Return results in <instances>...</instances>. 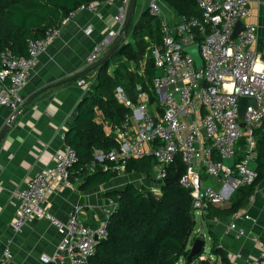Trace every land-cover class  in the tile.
<instances>
[{
	"label": "built area",
	"instance_id": "2783aa9c",
	"mask_svg": "<svg viewBox=\"0 0 264 264\" xmlns=\"http://www.w3.org/2000/svg\"><path fill=\"white\" fill-rule=\"evenodd\" d=\"M197 2L202 11L200 17L183 15L179 22L173 23L163 14L157 0L150 1L148 9L160 18L162 36V44L154 48L160 74L155 77L153 87L160 102L152 105L150 94L141 84L137 85L136 101L128 96L123 86H118L116 98L129 110L115 130L118 146L107 152L97 150L96 160L113 161L114 168L124 170L131 157L154 158L155 179L159 182L151 189L161 193V182L168 178L170 166L180 155L185 168L178 181L191 190L195 213L204 219L210 205L223 204L237 188L252 184L258 175L249 163L258 155L256 130L264 131V67H259L258 53L253 49L258 26L245 21L252 12L251 0ZM129 4L130 0H120L115 16L119 28L111 30L109 38L93 47L86 58L88 66L101 57L122 29ZM83 9H92L102 16L99 3H85L70 12L63 23ZM240 20L245 22V27L234 36ZM60 34L61 25L51 27L41 38L27 39V55L15 54L11 49L1 53L0 105L9 107L13 114L23 108L27 102L23 90L38 57ZM194 45L199 46L201 66L186 51ZM85 83L86 79H79V84ZM243 96H253L258 103L257 107L247 106L244 125L238 112ZM242 137L246 139L244 158L226 163V159L236 156ZM78 159L75 148L66 142L64 149L56 153L53 164L41 167L24 187L16 190L18 206L12 222L14 231H23L30 219L37 217L48 219L60 234L57 250L53 254L43 253V263H56L64 252L71 264H86L96 253L99 243L109 235L108 222L118 208L117 201L105 209V219L97 226L83 222L79 209L70 212L64 221L47 207L52 189L56 185L70 184L71 168ZM106 164L107 169L109 164ZM204 175L219 183L206 184ZM75 179L80 181L79 177ZM251 218L241 209L234 211L227 232L242 237L246 230L238 221ZM213 220L218 221V218ZM253 240L259 245L260 256L247 258L242 264H264V238L253 237ZM12 243L13 238L8 237L0 264H23L14 261Z\"/></svg>",
	"mask_w": 264,
	"mask_h": 264
},
{
	"label": "trees",
	"instance_id": "16d2710c",
	"mask_svg": "<svg viewBox=\"0 0 264 264\" xmlns=\"http://www.w3.org/2000/svg\"><path fill=\"white\" fill-rule=\"evenodd\" d=\"M107 0H0V69L1 53L11 49L15 54L27 55V39L45 36L54 26L62 25L70 12L85 3H101ZM186 17L201 16L202 11L197 0H169ZM162 44L160 18L149 9L131 22L127 37L114 54L104 64L94 70L98 79L95 90L84 97L73 126L65 133V140L78 153V161L71 168V179L82 178L86 185L108 182L121 172L146 173L153 177L151 168L154 158L131 157L124 170L114 168L113 161L96 160V150L105 152L118 146L115 133H107L98 119L101 111L113 122L114 130L122 123L128 108L116 98L115 90L123 86L128 96L136 101L137 85L141 84L151 97V104L160 102L153 81L160 74L156 66L154 48ZM113 67V68H112ZM93 73V72H91ZM81 78L87 79L91 74ZM80 78V79H81ZM258 141L256 158L257 177L252 184L237 188L231 195L229 208L210 205L206 218L231 215L245 206L250 195L264 177V131L256 130ZM245 137L237 145L244 148ZM237 151L239 161L244 155ZM96 160V164L93 161ZM109 164L106 169L105 166ZM185 165L178 155L169 168L168 178L176 173L180 175ZM113 201L118 202L117 210L108 222L109 235L103 239L96 253L86 264H177L181 259L186 264H230L226 251L219 245L218 236L211 231V257L201 258L203 250L188 261L190 245L200 234L191 235L197 227L194 199L191 190L177 183L161 182V193H155L146 184L127 183L122 189L109 192ZM206 244V241H205ZM55 264V263H45Z\"/></svg>",
	"mask_w": 264,
	"mask_h": 264
},
{
	"label": "crops",
	"instance_id": "0c3cea01",
	"mask_svg": "<svg viewBox=\"0 0 264 264\" xmlns=\"http://www.w3.org/2000/svg\"><path fill=\"white\" fill-rule=\"evenodd\" d=\"M150 1H137L134 20L148 9ZM157 1L163 8V14L171 22H177L183 16L171 1ZM119 5L120 0H107L99 3L102 16L92 9H83L62 23L61 34L38 57L25 85L23 94L27 102L23 108L13 114L9 107L0 105V132L11 121L8 132L0 142V256L8 237L13 238L15 262L45 264L41 259L42 254H53L57 250L60 234L46 218L33 217L23 231H14L12 222L18 206L16 190L24 187L41 167L53 164L56 153L64 149L66 140L63 134L73 126L82 99L95 90L98 79L94 69L88 72L93 73L87 77L85 84H79L82 76L62 81L87 68L86 58L93 47L109 38L111 30L119 28L115 18ZM250 5L252 12L245 21L258 26V37L253 49L258 53L259 67H264V0H251ZM56 83L60 84L54 85ZM98 119L107 133H115L112 120L101 111L98 112ZM237 151L243 155L246 152L245 147L241 146ZM236 159L237 154L225 162L230 164ZM249 165L256 169V160L250 161ZM131 173L140 184L153 186L146 173ZM125 174L121 172L108 182L91 186H83L85 181L82 178L80 181L73 178L66 186L56 185L49 193L47 207L64 221L68 219L70 212L79 209L83 222L97 226L104 221L105 209L113 202L109 192L122 189L129 183L125 180L114 181ZM137 175L142 179L137 178ZM204 181L209 184L208 176L204 175ZM231 205V196L223 204H212L218 208H229ZM240 209L252 217L239 219V225L246 230V234L240 238L231 231L227 232L230 214L214 216L218 221L213 220L214 218H201L198 226V232L208 231L211 239V231L218 236L219 245L226 251L230 264H242L247 258L260 256L259 245L253 237L264 238V177L250 195L247 204ZM205 257L207 258L206 255L202 256ZM211 258L217 259L215 256ZM180 261L184 263L183 259ZM55 264H71V261L67 253L63 252L61 259Z\"/></svg>",
	"mask_w": 264,
	"mask_h": 264
},
{
	"label": "water",
	"instance_id": "95a60500",
	"mask_svg": "<svg viewBox=\"0 0 264 264\" xmlns=\"http://www.w3.org/2000/svg\"><path fill=\"white\" fill-rule=\"evenodd\" d=\"M137 1L138 0H130V4L128 6V10H127V13L125 15L124 25H123L122 29L119 30L118 34L113 38L108 49L101 55V57L97 61H95L94 63L89 65L87 68H85L84 70L76 73L75 75L66 79L65 81H62V83L73 80V79H77V78L85 75L86 73L98 68L100 65L104 64L107 60H109L111 58V56L114 54L116 49L120 46L122 41L125 40L127 37L128 29L131 25V22L133 20L134 14H135ZM181 19H182V16L179 17L177 22H179ZM244 27H245V22L242 20L238 21L233 35L236 36ZM176 32H177L176 29H173V33L176 34ZM186 51L188 53H190L195 58L197 65L201 66L203 64V59H202V56L200 54V50H199L198 45L188 47V48H186ZM58 84H60V83H56L54 85H58ZM249 105H253V106L257 107L258 103H257L256 98L253 96H243L240 99L239 108H238L239 120L242 122V125L245 124L243 121L244 115H245V110H246L247 106H249ZM10 126H11V121L3 127L2 131L0 132V142L4 138L6 133L8 132ZM202 131L204 133H206V129L204 127L202 128ZM178 176L179 175L176 173L171 178L165 179V183H177ZM204 246H205V239L200 238V237L197 238L191 246V250H190V253L188 255L187 260L191 261L195 255H197L198 253H200L203 250Z\"/></svg>",
	"mask_w": 264,
	"mask_h": 264
},
{
	"label": "rangeland",
	"instance_id": "374dc122",
	"mask_svg": "<svg viewBox=\"0 0 264 264\" xmlns=\"http://www.w3.org/2000/svg\"><path fill=\"white\" fill-rule=\"evenodd\" d=\"M156 172H157V167L154 165V166L151 168V173H152L153 175H155ZM134 178H135V175H134V174H132V173H127V174H125L124 176H120V177H118V178H115L114 181L117 182L118 180H119V181H121V180H125V181H127V182H132V181H133V183H135V184H137V185H142V184H146V185H148L147 183H141V184H140V183L138 182V180L136 181ZM137 178L142 179L139 175H137ZM151 180H152V179H151ZM142 182H143V180H142ZM152 183H153V185H155L157 182H155V181L152 180ZM209 185H216L215 180H214L213 178H211V177L209 178ZM150 187H152V186L150 185ZM201 218H202V217H201L199 214H196V219H197L198 224H197V227H196V229L194 230L193 234L191 235L190 242H192V240H193L194 236H196V234H200L202 237L205 238V241H206V244H205V251H204L205 254H204V255H206L207 257H214V255L211 254L212 239L210 238L209 232L206 231V230H204L203 232H198V230L200 229L198 226H199V224L201 223ZM191 246H192V245H190V247H191ZM205 258H206V257H205ZM177 264H186V263H185V261H184V263H183L182 261H179ZM191 264H202V263H201V262H197V263L193 262V263H191Z\"/></svg>",
	"mask_w": 264,
	"mask_h": 264
},
{
	"label": "bare ground",
	"instance_id": "6f19581e",
	"mask_svg": "<svg viewBox=\"0 0 264 264\" xmlns=\"http://www.w3.org/2000/svg\"><path fill=\"white\" fill-rule=\"evenodd\" d=\"M233 194V193H232ZM205 239V238H204Z\"/></svg>",
	"mask_w": 264,
	"mask_h": 264
}]
</instances>
